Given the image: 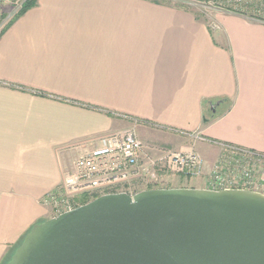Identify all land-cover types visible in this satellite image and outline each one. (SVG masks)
Wrapping results in <instances>:
<instances>
[{
  "label": "crops",
  "instance_id": "obj_1",
  "mask_svg": "<svg viewBox=\"0 0 264 264\" xmlns=\"http://www.w3.org/2000/svg\"><path fill=\"white\" fill-rule=\"evenodd\" d=\"M18 13L0 34V264L54 216L44 196L101 136L136 126L179 150L198 133L264 153V21L160 0H37ZM195 146L207 174L219 146ZM190 181L176 187L204 186Z\"/></svg>",
  "mask_w": 264,
  "mask_h": 264
},
{
  "label": "water",
  "instance_id": "obj_2",
  "mask_svg": "<svg viewBox=\"0 0 264 264\" xmlns=\"http://www.w3.org/2000/svg\"><path fill=\"white\" fill-rule=\"evenodd\" d=\"M7 264H264V193L103 194L35 224Z\"/></svg>",
  "mask_w": 264,
  "mask_h": 264
},
{
  "label": "built area",
  "instance_id": "obj_3",
  "mask_svg": "<svg viewBox=\"0 0 264 264\" xmlns=\"http://www.w3.org/2000/svg\"><path fill=\"white\" fill-rule=\"evenodd\" d=\"M25 0H0V34L9 17L19 12ZM11 5L5 15V5ZM218 9H224L264 21V0H217ZM9 16V17H6ZM195 141L203 140L219 146V153L209 172L205 160L195 150L146 147L132 128L101 136L95 145L84 149L61 184L47 192L42 202L53 212V217L80 206L82 196L128 192L135 181H159L163 170H171L188 180L204 178V189H242L264 193V153L236 144L207 140L198 133H184ZM111 188H127L110 192ZM114 191V190H111Z\"/></svg>",
  "mask_w": 264,
  "mask_h": 264
},
{
  "label": "rangeland",
  "instance_id": "obj_4",
  "mask_svg": "<svg viewBox=\"0 0 264 264\" xmlns=\"http://www.w3.org/2000/svg\"><path fill=\"white\" fill-rule=\"evenodd\" d=\"M160 1H162L164 3L172 4V5H183V6L187 7V8H189V9H191L196 15H198L200 17H204L206 19H212V16H210V14L213 13V10L218 9L217 7H215L216 6L215 4H216L217 0H160ZM134 127L132 129L135 130L137 136L144 143V145L146 147H153V148L160 147V148H168V149L179 150L176 147H172V146H168V145L167 146H164V145L161 146L157 142L151 143L153 139L151 140V138H145L144 136H142V134H140L137 131L136 126H134ZM180 136L185 138V139H187V145L189 146V149L188 150H184V151H190V150H195L196 149V146H195V142L196 141H195V139L192 136H190L188 134H182ZM147 137H151V136L149 135ZM205 165H206V163H205ZM205 165H204V168H205ZM184 182H187V183H184ZM190 183H191L190 180L184 178L183 176L177 174L174 171L163 170L160 173L159 181L155 182V183H150L149 186H154L153 188H163V187H176V186H180V185H184V184L190 185ZM144 187H148L147 183L145 181L140 180V181L133 182V184H131V186H129L127 188H128V190L131 191L132 194H134V191L136 189L144 190L145 189ZM127 188H122V189L121 188H111V189H109V191H111V190H114V191L126 190ZM99 193H102V192H98L97 194H99Z\"/></svg>",
  "mask_w": 264,
  "mask_h": 264
},
{
  "label": "trees",
  "instance_id": "obj_5",
  "mask_svg": "<svg viewBox=\"0 0 264 264\" xmlns=\"http://www.w3.org/2000/svg\"><path fill=\"white\" fill-rule=\"evenodd\" d=\"M153 1H158V0H153ZM36 2H37V0H26L25 2H24V4H23V7L20 9V11H19V13H18V15L17 16H20L21 14H23L26 10H28L29 8H31V7H33L35 4H36ZM183 6V5H182ZM212 118V117H211ZM211 118H208V117H206L205 118V120H204V124H207L208 122H210L211 121ZM154 186H148L147 188H145V189H150V188H153ZM141 189H136L135 191H134V194L136 193V192H139ZM110 192H116V191H110ZM101 194L99 193V194H95V195H93V196H91V197H89V196H82L81 198H80V204L82 205V204H85V203H87V202H89V201H91V200H93L94 198H96V197H98V196H100ZM21 244V243H20ZM11 258V257H10ZM10 260V259H9ZM8 262V261H7ZM7 264V263H6Z\"/></svg>",
  "mask_w": 264,
  "mask_h": 264
}]
</instances>
